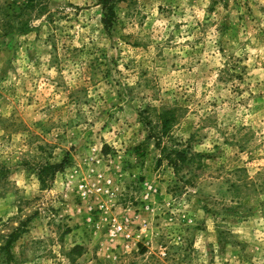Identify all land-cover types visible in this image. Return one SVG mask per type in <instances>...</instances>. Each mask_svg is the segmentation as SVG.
Instances as JSON below:
<instances>
[{"label":"rangeland","instance_id":"obj_1","mask_svg":"<svg viewBox=\"0 0 264 264\" xmlns=\"http://www.w3.org/2000/svg\"><path fill=\"white\" fill-rule=\"evenodd\" d=\"M104 11L0 0L2 264H264V0Z\"/></svg>","mask_w":264,"mask_h":264},{"label":"trees","instance_id":"obj_2","mask_svg":"<svg viewBox=\"0 0 264 264\" xmlns=\"http://www.w3.org/2000/svg\"><path fill=\"white\" fill-rule=\"evenodd\" d=\"M119 0H102L104 6V25L107 29H109L113 24V16H114V7L115 4ZM1 21V19H0ZM2 26H6L1 21ZM162 123V139L167 138L176 123L178 122V117L176 116L175 109H165L162 111V116L160 117ZM178 157V162L184 163L188 157H191V154L188 151H182L176 154ZM171 160V159H170ZM176 160H172L170 163L171 165L177 170L179 168V164ZM57 167L55 166V169ZM259 176L262 175V172H259ZM231 187L234 189L232 192L231 202L233 204H239L240 200H243L244 197L252 195L257 192L258 188H263V183L256 182V178H251L248 174V170L246 168H238L232 173V181ZM233 208V207H231ZM21 228L15 230L9 236V241L6 246H0V264H2V253L5 252L7 254L6 260L9 262H16V258L11 253V247L13 243H15L19 239V232ZM81 248H75V250H80ZM5 261V262H7ZM8 263V262H7ZM10 264V263H8Z\"/></svg>","mask_w":264,"mask_h":264},{"label":"built area","instance_id":"obj_3","mask_svg":"<svg viewBox=\"0 0 264 264\" xmlns=\"http://www.w3.org/2000/svg\"><path fill=\"white\" fill-rule=\"evenodd\" d=\"M82 187L86 188L85 191H84L85 194H88V193L91 192V190L87 186H82Z\"/></svg>","mask_w":264,"mask_h":264}]
</instances>
